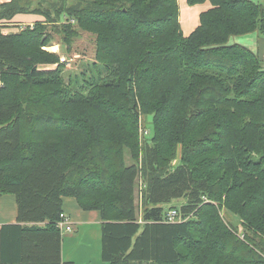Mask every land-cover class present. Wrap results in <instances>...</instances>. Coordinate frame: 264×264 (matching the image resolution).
<instances>
[{
  "label": "trees",
  "instance_id": "16d2710c",
  "mask_svg": "<svg viewBox=\"0 0 264 264\" xmlns=\"http://www.w3.org/2000/svg\"><path fill=\"white\" fill-rule=\"evenodd\" d=\"M206 2L188 36L178 0L0 4V197L14 196L18 224H45L3 226L0 264H37L45 247L59 263L64 198L99 212L106 264H264V64L229 44L264 35V6L187 0ZM27 14L43 22L15 30ZM48 25L67 48L77 29L94 36L81 84L63 80ZM139 112L153 115L140 166Z\"/></svg>",
  "mask_w": 264,
  "mask_h": 264
},
{
  "label": "crops",
  "instance_id": "0c3cea01",
  "mask_svg": "<svg viewBox=\"0 0 264 264\" xmlns=\"http://www.w3.org/2000/svg\"><path fill=\"white\" fill-rule=\"evenodd\" d=\"M5 2H8L10 0H4ZM4 1H1L0 3H3ZM254 3L261 4V0H251ZM178 6H179V22L181 31L184 36H188L197 26L199 23V15L210 8V4L208 2L204 4H199L195 6H188L187 0H178ZM41 19V20H40ZM38 21H43V18L39 15H16L10 22L12 24L17 25H25L27 24L32 25L33 23ZM24 23V24H22ZM229 44H239L246 48H248L250 51H252L264 64V35L259 34L257 31L242 35V36H232L229 39ZM57 50L60 52V47L56 46ZM62 211L66 218L70 221L72 225V233H86L87 228L86 226H91L93 224L97 225L99 227V241H98V252L100 256V264H106L103 262L101 258V231L100 227L102 224L100 214L98 211H84L80 209L76 203V200L74 198H64L63 199V206ZM232 217V215H230ZM232 219V218H230ZM236 220V219H235ZM19 225L21 228L24 227H30V226H38L43 227L45 224H32V223H23L18 224L17 223V207L15 198L12 195L6 194L0 197V229L3 226H14ZM98 230V229H97ZM7 231H14L7 230ZM71 233V232H70ZM87 235V234H86ZM69 240H71L70 244H74L73 239L71 236H67ZM79 241L75 244L79 246L78 254H65V243L62 239V242L59 245V263L62 262H72L73 264H87L91 263V251L88 246H84L83 243L85 242V235L81 239L80 236ZM82 240V243L80 241ZM71 246V245H69ZM35 247V246H34ZM46 249H43V251L37 256H35L37 260V264H54V252L50 251L48 247H45ZM89 249V250H88ZM15 251V250H14ZM81 253V254H80ZM12 259H18L16 252H12L10 254ZM8 255L7 258H10ZM26 257V256H25ZM38 260H40L38 263ZM16 262V261H14ZM93 263V261H92Z\"/></svg>",
  "mask_w": 264,
  "mask_h": 264
},
{
  "label": "rangeland",
  "instance_id": "374dc122",
  "mask_svg": "<svg viewBox=\"0 0 264 264\" xmlns=\"http://www.w3.org/2000/svg\"><path fill=\"white\" fill-rule=\"evenodd\" d=\"M1 1H4V0H0V2ZM261 2H262L261 4L264 6V0H261ZM38 22H43V21H38ZM63 23L64 22H61V24H63ZM22 24H24V23H22ZM33 25H34V23L32 25H29V26L32 27ZM27 26H28L27 24L19 25V27H15L16 28L15 30L20 31V30H23L24 28H26ZM47 28L51 34V41L47 45L46 49L51 53L57 54V56H59L62 59L61 65H63V69H62L63 80L65 81V83H67L70 80L72 82L73 86H75L76 81H78L81 84L82 82H84V78H87V76L84 77L81 73L86 72L87 75H90L88 69L91 67L92 62L94 61V55H95L94 36L91 35L90 33L80 31L79 29H77L79 31L77 38L75 37L73 39L70 47L67 48L63 44L61 37L55 33V30L51 29L52 26L48 25ZM56 46L60 47V52L57 50ZM58 61L60 62V59H58ZM43 68L44 69H53L54 66H52V67L51 66H44ZM0 85H2L1 81H0ZM20 95L24 96V93H22ZM25 95H27V94H25ZM31 105H33V103H31ZM33 108H34V105H33ZM36 110H40L38 106H36ZM152 120H153V115L149 114L147 116H144L143 114H141L139 112V120H138V125H137V136H138V143H139V145H138V164H139V166L141 165V157H142L141 148H142V146L144 145L145 142L151 144V138H152L151 123H152ZM77 150L78 149H76V151ZM132 162H133V160H132V157H131L129 150H125L124 151V163L129 165ZM174 163L177 164L178 161L175 160ZM141 176H142L141 173H139L138 179L140 180V182H143V179H142L143 176L142 177ZM143 184H144V182H143ZM134 192H135L134 193L135 207H136V211L138 212V215H139V213L141 212V209H142V205H141L142 200L141 199H142L143 193H140V190H138L137 187L134 190ZM172 203H175V201H173ZM180 203H181L180 201L177 202L176 207H178L180 205ZM222 214L224 215L225 213L222 212ZM225 218H227V217H225ZM228 218H232V217H230V215H229ZM85 228H87L86 233H79L77 235V233H72V232L67 233L66 232V233L62 234V239L64 241H66L65 247H64L65 248L64 252H65V254L70 253V255L78 254V251L82 250V249H79L78 248L79 246H77L75 244L79 241L78 236H80V238L82 239L83 236L85 235V238H84L85 242L83 243V245L88 246L90 251H91V254H92V255H90V257L92 259L91 263H87V264H100L101 259H100L99 252H98V250H99L98 249L99 227H97V225L93 224L91 226H86ZM240 229H241V227H240ZM67 236H71L72 238H74L72 243H74V242L75 243L70 244L71 240H69V238ZM80 243H82V240L80 241ZM69 245H71V246H69ZM92 261H93V263H92Z\"/></svg>",
  "mask_w": 264,
  "mask_h": 264
},
{
  "label": "bare ground",
  "instance_id": "6f19581e",
  "mask_svg": "<svg viewBox=\"0 0 264 264\" xmlns=\"http://www.w3.org/2000/svg\"><path fill=\"white\" fill-rule=\"evenodd\" d=\"M65 18L63 17L62 18V21L64 20ZM69 22L70 23H74V20H69ZM165 220H166V222H170L169 220H168V217H167V214H165ZM72 225H71V223H70V221L66 218V216L64 215V213H62L61 215H60V221L58 222V224H57V228H58V230L61 232V234H63V233H68V230H67V228L68 227H71Z\"/></svg>",
  "mask_w": 264,
  "mask_h": 264
},
{
  "label": "built area",
  "instance_id": "2783aa9c",
  "mask_svg": "<svg viewBox=\"0 0 264 264\" xmlns=\"http://www.w3.org/2000/svg\"><path fill=\"white\" fill-rule=\"evenodd\" d=\"M144 186L145 185L143 184V182H140V180L138 179L137 189L140 190V193H141L142 189L144 188ZM166 214H167V217H168V220L170 221V223L181 220V218H179V214L176 210H170ZM67 230H68V233L72 232V230H73L72 226L68 227Z\"/></svg>",
  "mask_w": 264,
  "mask_h": 264
}]
</instances>
